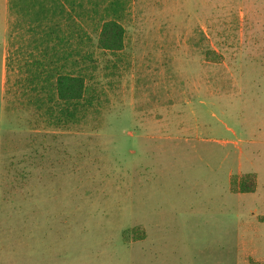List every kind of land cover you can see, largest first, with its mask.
Instances as JSON below:
<instances>
[{
    "label": "rangeland",
    "instance_id": "1",
    "mask_svg": "<svg viewBox=\"0 0 264 264\" xmlns=\"http://www.w3.org/2000/svg\"><path fill=\"white\" fill-rule=\"evenodd\" d=\"M70 1L72 122L32 89L41 33L10 11L0 219L52 227L65 264H264V0ZM112 20L117 53L98 48Z\"/></svg>",
    "mask_w": 264,
    "mask_h": 264
},
{
    "label": "trees",
    "instance_id": "2",
    "mask_svg": "<svg viewBox=\"0 0 264 264\" xmlns=\"http://www.w3.org/2000/svg\"><path fill=\"white\" fill-rule=\"evenodd\" d=\"M62 5L60 0H10V10L27 18L28 30H38L36 32L41 33L40 37L32 42L38 55L33 58L37 69L32 71L29 77L32 89L44 93L46 103L56 102L59 107V121L72 122L83 109L86 94V78L83 72L67 70L68 62L75 60L78 54V47L71 44L72 39L81 35L82 29L78 28L74 20L72 29L71 25L67 24L68 33H65L63 22L69 23L73 19ZM72 6H75V3H72ZM124 34L123 27L115 20L106 22L99 34L98 48L110 53L122 51ZM80 38L82 37L78 39ZM53 110L52 106H49L46 113L53 116ZM246 183H242L241 193L256 191L255 178L248 177Z\"/></svg>",
    "mask_w": 264,
    "mask_h": 264
},
{
    "label": "crops",
    "instance_id": "3",
    "mask_svg": "<svg viewBox=\"0 0 264 264\" xmlns=\"http://www.w3.org/2000/svg\"><path fill=\"white\" fill-rule=\"evenodd\" d=\"M1 3L0 60H10V0ZM52 232L53 228H44L41 220L0 219V264H65L57 246L44 243V235Z\"/></svg>",
    "mask_w": 264,
    "mask_h": 264
}]
</instances>
